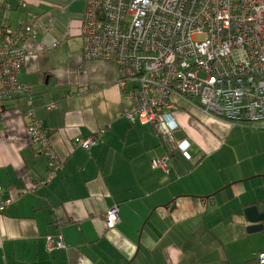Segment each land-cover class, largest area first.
Returning <instances> with one entry per match:
<instances>
[{
    "label": "crops",
    "instance_id": "0c3cea01",
    "mask_svg": "<svg viewBox=\"0 0 264 264\" xmlns=\"http://www.w3.org/2000/svg\"><path fill=\"white\" fill-rule=\"evenodd\" d=\"M86 1L0 0V34L22 22L35 29L18 74L31 100L0 103V186L11 199L0 214V264H255L264 224L248 233L243 212L256 202L264 211V122L233 125L179 102L176 138L190 142L193 159L174 152L166 168L152 169L167 150L151 126L122 116L117 69L82 59ZM26 105L63 160L37 189L47 162L28 144V119L13 112ZM93 136L89 149L71 146ZM114 205L120 222L107 230Z\"/></svg>",
    "mask_w": 264,
    "mask_h": 264
},
{
    "label": "built area",
    "instance_id": "2783aa9c",
    "mask_svg": "<svg viewBox=\"0 0 264 264\" xmlns=\"http://www.w3.org/2000/svg\"><path fill=\"white\" fill-rule=\"evenodd\" d=\"M80 21L82 59L115 66L117 86L128 100L122 116L151 124L169 156L179 152L191 160L190 142L175 134L179 125L173 111L179 102L233 125L264 122V0H87ZM0 37V103L18 96L31 100V89L18 82V74L34 26L22 22ZM55 108L51 104L46 110ZM24 111L14 114L28 119V144L48 165L37 189L58 176L63 160L34 110ZM95 138H76L71 146L89 149ZM169 156L152 160L151 168H166ZM10 204L0 186V214ZM119 222L114 205L106 210L104 224L112 230ZM48 243L52 246L51 237ZM255 264H264V252Z\"/></svg>",
    "mask_w": 264,
    "mask_h": 264
},
{
    "label": "water",
    "instance_id": "95a60500",
    "mask_svg": "<svg viewBox=\"0 0 264 264\" xmlns=\"http://www.w3.org/2000/svg\"><path fill=\"white\" fill-rule=\"evenodd\" d=\"M243 213L246 222L249 224L246 229L248 233L258 232L263 229L264 212L258 206H249Z\"/></svg>",
    "mask_w": 264,
    "mask_h": 264
},
{
    "label": "trees",
    "instance_id": "16d2710c",
    "mask_svg": "<svg viewBox=\"0 0 264 264\" xmlns=\"http://www.w3.org/2000/svg\"><path fill=\"white\" fill-rule=\"evenodd\" d=\"M19 97H21V96H18V98ZM18 98H16V99H18ZM13 100V99H12ZM7 101V100H6ZM4 102V101H3ZM3 102H1V103H3ZM182 103H184V102H182ZM27 106L28 105H26V108H27ZM28 107H30V106H28ZM22 107H16L14 110H13V112H16V111H18V109L19 110H22L23 112H25L24 110H26V108L25 109H21ZM30 108H32V107H30ZM24 117V116H23ZM24 118H26V117H24ZM130 125H141L140 123H138V122H135V123H130V122H128ZM147 126H151L153 129H154V131H155V134H156V136L158 137V139L160 140V142H161V144L165 147V145L162 143V141H161V139H160V136L157 134V132H156V130H155V128L151 125V124H146ZM141 126H143V125H141ZM176 134V133H175ZM79 139H82V138H79ZM183 140V139H182ZM191 145V144H190ZM166 148V147H165ZM166 150H167V148H166ZM189 154H190V152H189ZM167 155L169 156V153H168V150H167ZM172 155V154H171ZM191 156V155H190ZM170 157L171 156H169V159H170ZM191 159H193V157L191 156ZM46 162H47V160H46ZM47 170H48V165H47ZM47 174V173H46ZM46 177V176H45ZM43 180V179H42ZM40 181V180H39ZM38 182V181H37ZM263 203H261V202H256V203H253V204H249V205H247L248 207L249 206H253V205H256V206H258L259 207V209L261 210V211H263L260 207H261V205H262ZM264 212V211H263Z\"/></svg>",
    "mask_w": 264,
    "mask_h": 264
},
{
    "label": "rangeland",
    "instance_id": "374dc122",
    "mask_svg": "<svg viewBox=\"0 0 264 264\" xmlns=\"http://www.w3.org/2000/svg\"><path fill=\"white\" fill-rule=\"evenodd\" d=\"M241 157L237 154V152L233 153L232 157H230V163L233 166H238V164H242Z\"/></svg>",
    "mask_w": 264,
    "mask_h": 264
}]
</instances>
